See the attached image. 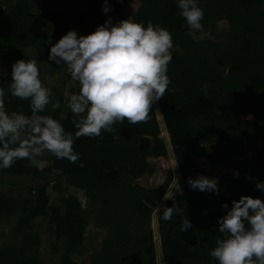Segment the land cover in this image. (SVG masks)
Masks as SVG:
<instances>
[{"label": "trees", "instance_id": "obj_1", "mask_svg": "<svg viewBox=\"0 0 264 264\" xmlns=\"http://www.w3.org/2000/svg\"><path fill=\"white\" fill-rule=\"evenodd\" d=\"M3 1L12 5L7 12L0 10V54L10 59L28 51L30 54L36 41L46 42L44 29L48 20L56 19L55 15H68L59 6L61 3L66 10L72 7L80 25L86 21L91 32L103 25L108 15L117 14L118 22L126 20L125 15L133 16L145 26L149 21L154 25L160 22L171 33L173 45L177 46L171 50L167 69L171 83L156 103L178 162L181 182L172 192L184 216L174 215L167 222L158 217L162 256L166 264H218L210 256L217 238L222 237L218 218L242 195L264 200V191L256 187L257 182H264V0H197L204 12L203 27L198 32L187 26L177 0H165L160 16L156 11L158 0H123L122 5L108 7V12L101 8L87 14L83 12L84 0ZM223 19L230 24V30L222 40L194 38L199 33H214L217 22ZM52 65L59 69L63 64ZM10 80L11 68L0 71L6 109L30 115V102L8 93ZM53 100L62 105V96H53ZM49 107L44 113L74 133L70 110L63 117L61 106L55 110ZM150 116L147 123L132 125L125 120L113 125V133L76 139V163L51 155L32 167L34 174L53 175V187L57 178L66 177L70 185L84 190L90 208L97 210L98 220L109 234L89 264H156L151 213L166 188L146 189L134 182L154 171L146 161L148 157L167 155L166 145L159 137L154 104ZM211 133L217 134L220 144L212 145L206 152L210 163L219 166L233 160L232 173L218 183L220 194L193 190L188 184V178L198 177V140ZM258 139L262 140L259 146ZM248 149L254 151L251 159L245 153ZM11 168L16 172L27 169L25 160H17ZM43 181L41 187L33 190L32 216L50 210L47 181ZM173 203L168 199L164 207ZM224 204L228 209L222 207ZM65 205L64 213L53 206L49 215L53 237L64 242L60 264H67L69 254L83 243L89 228L87 215L75 196L70 195ZM14 206L13 199L0 195V216ZM184 217L191 227L182 231ZM26 252L31 253L26 256ZM38 254L37 237L24 235L17 247L0 249V264H40Z\"/></svg>", "mask_w": 264, "mask_h": 264}, {"label": "clouds", "instance_id": "obj_2", "mask_svg": "<svg viewBox=\"0 0 264 264\" xmlns=\"http://www.w3.org/2000/svg\"><path fill=\"white\" fill-rule=\"evenodd\" d=\"M177 7L192 32L202 30L204 12L197 0H177ZM109 10L107 6L102 8L104 12ZM173 47L167 29L150 21L145 26L131 18L116 24L109 18L88 35L69 30L52 44L48 60L58 65L62 62L71 81L79 84V92L67 97L65 103L73 116L74 133L66 131L60 120L41 115L49 105L53 110L61 105L53 100V81L49 78L45 85L41 80L37 60L14 62L8 93L28 100L31 113L9 112L5 89L0 87V168H10L17 160L38 166V158L45 153L76 163V139L113 133V125L125 120L132 125L147 123L153 102L165 96L171 83L167 69ZM177 167L175 161L171 168ZM174 180L175 185L163 196L173 200V206L164 207L162 215H158L165 222L177 214L184 216L171 191L179 188ZM188 184L193 190L218 192L214 177L188 178ZM256 187L264 191V182H257ZM222 207L228 209L227 204ZM218 225L222 237L210 250L218 264H264V200L242 195L218 218ZM190 227V221L184 217L181 230Z\"/></svg>", "mask_w": 264, "mask_h": 264}, {"label": "rangeland", "instance_id": "obj_3", "mask_svg": "<svg viewBox=\"0 0 264 264\" xmlns=\"http://www.w3.org/2000/svg\"><path fill=\"white\" fill-rule=\"evenodd\" d=\"M15 1L16 0L13 2ZM11 5L8 1L5 2L0 0V10L3 12H7ZM262 9L264 10V5L262 6ZM46 29L47 28L44 29L47 36L46 42L43 43L36 41L32 46L34 50L30 51V54L28 50H25L24 52L28 51V54L24 53L15 59L7 58L3 53L0 54V71L12 68V64L17 60L36 59L40 70L41 80L45 85H48V79L50 78L53 81V84L50 85L52 87L53 96H62V110V108L65 107L67 97L79 92V84L71 81L65 65H61L59 69L52 67L53 61L48 60L49 49L53 43L52 40L56 41L57 37L49 39ZM229 30L230 24L227 20L223 19L217 22L214 33H199L197 36L194 35V38L198 40L212 38V40L219 41L223 39L224 35ZM81 31L83 32L78 35H88L89 33L94 32L89 31L87 28H82ZM58 39H60V37H58ZM175 48H177V46H174L172 49ZM3 52H6V49H4ZM153 104L160 131L159 137L166 145L167 155L165 157H148L146 161L154 168V171L150 174L145 173L137 177L134 182L146 189L165 186L167 191L175 185L174 178L180 186L181 176L178 167L175 169L171 168L176 161V158L172 151L168 133L165 129L162 116L159 113L156 101L153 102ZM49 110H51V107H49ZM61 110L60 113L62 112ZM45 111L48 113V108H46ZM47 113L41 115H50ZM261 142L262 140L258 139L257 145L259 146ZM198 144V155L195 157V161L199 168L197 172L198 176L203 175L209 178L214 177L217 178L219 183L220 180L228 177L232 173L233 160H227L219 166H214L206 157V152L212 145L220 144L216 133H211L199 138ZM253 152V149H248L245 153L246 156L251 159L253 157ZM50 156L51 154L45 153L43 157L38 159L40 161ZM25 166L27 169H22L17 172L12 171L11 167L6 169L0 168V195L13 199L15 204L12 211L0 216V249L7 246H13L15 248L20 244L24 235H30L32 237H37L40 264H60L64 252V242H57L53 237L52 225L49 223V215L53 206L57 207L61 213H64L66 209V200L73 193L76 198L79 199L82 210L85 211V215H87L89 228L83 243L81 245H76L74 250L69 254L67 264H89L92 254L101 248V242L109 232L98 220L97 210L95 208H90V201L88 197H86V193L82 189L77 191L70 188V184L66 177L57 178L55 187H53V175L34 174L32 171L33 165L27 160H25ZM43 180L47 181V208H50V210L46 209L45 211L32 216L31 211L34 207L33 190L34 188L41 187L44 182ZM174 189L175 188H172L171 191ZM218 193L220 194L221 192L218 191ZM167 200L168 199L162 198L160 201H156V206L153 207L151 213L150 226L152 228V240L154 243L156 264H166L161 250L158 215L164 208ZM30 253L31 252H26L24 255L28 256Z\"/></svg>", "mask_w": 264, "mask_h": 264}, {"label": "crops", "instance_id": "obj_4", "mask_svg": "<svg viewBox=\"0 0 264 264\" xmlns=\"http://www.w3.org/2000/svg\"><path fill=\"white\" fill-rule=\"evenodd\" d=\"M164 3H165L164 0H158V5L156 7V11H157L158 16L161 15L162 9L164 7ZM122 4H123V0H84V8L85 9H84V11L83 10L82 11L87 14L88 12H90L91 10H94V9H101V8H104L105 6L110 7V6L122 5ZM59 6H61V9L65 10L64 12L68 13V15L67 16L55 15V16H57L56 19H49L48 20L47 26L45 27V28H47L46 30H47L48 38L52 39V38L57 37L56 41L52 40V42H53L52 44H55L59 40L58 37L61 38L68 30H74V31H76L77 34H80L83 31H81L78 28H87L86 21H84V20H83L82 24L80 25L78 19H76V17H77L76 13L77 12L73 11L72 7L69 6L68 9L66 10V9H64L66 7L64 6L63 3L59 4ZM57 10L59 11L58 6L56 8V11ZM109 18L111 19L112 24H116L119 20V16L117 14L108 15L105 18V21L109 20ZM129 18H131L132 20H134L136 22L141 23L135 17L125 15L126 20ZM157 24L162 26V24L160 22ZM50 30H51V32H50ZM61 111H62L61 116H63V117L66 116L69 112V110H67L65 107L62 108ZM70 188L77 190V191H80L79 190L80 188L75 187L74 185H70ZM71 195L75 196L73 193Z\"/></svg>", "mask_w": 264, "mask_h": 264}]
</instances>
